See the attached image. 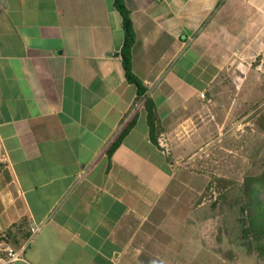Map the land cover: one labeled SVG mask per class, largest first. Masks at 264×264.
I'll use <instances>...</instances> for the list:
<instances>
[{
    "label": "crops",
    "instance_id": "crops-1",
    "mask_svg": "<svg viewBox=\"0 0 264 264\" xmlns=\"http://www.w3.org/2000/svg\"><path fill=\"white\" fill-rule=\"evenodd\" d=\"M124 1L160 135L193 138L173 156L152 140L114 0H0V239L21 252L14 264L165 261L173 240L157 251L155 232L187 236L174 199L188 176L176 164L210 114L222 59L250 57L263 38L264 0Z\"/></svg>",
    "mask_w": 264,
    "mask_h": 264
},
{
    "label": "rangeland",
    "instance_id": "rangeland-1",
    "mask_svg": "<svg viewBox=\"0 0 264 264\" xmlns=\"http://www.w3.org/2000/svg\"><path fill=\"white\" fill-rule=\"evenodd\" d=\"M250 55L222 59L226 66L206 99L210 114L200 118L196 142L180 149L176 168L188 179L174 205L188 211L187 236L155 232L156 250L172 239L167 248L176 258L140 264H264V233L256 237L258 227L250 226L251 216L264 224V36L254 37ZM189 134L169 141L171 151Z\"/></svg>",
    "mask_w": 264,
    "mask_h": 264
},
{
    "label": "trees",
    "instance_id": "trees-1",
    "mask_svg": "<svg viewBox=\"0 0 264 264\" xmlns=\"http://www.w3.org/2000/svg\"><path fill=\"white\" fill-rule=\"evenodd\" d=\"M115 7L118 10V12L122 16L123 21V28L125 33V39H124V45L121 50V58H122V64L123 68L125 70V75L129 83L135 85L138 89V102L144 103L146 106L147 112H148V123L150 126V135L152 140L158 145L159 142L158 139L160 137V132L158 130V127L156 126V123L158 121L156 110H155V104L154 102L148 97V88L144 84V82L135 74L133 69V56H132V50L134 45L137 41V34L134 29L133 21L130 15V10L126 6V3L124 0H114ZM136 117L129 122L119 133L113 144L110 146L108 150V155L110 158H112L115 151L119 148V146L122 144L125 137L131 132L133 127L136 123ZM259 217L251 216V228L253 230H256L254 227L257 226V235H263L264 231V224H260Z\"/></svg>",
    "mask_w": 264,
    "mask_h": 264
},
{
    "label": "built area",
    "instance_id": "built-area-1",
    "mask_svg": "<svg viewBox=\"0 0 264 264\" xmlns=\"http://www.w3.org/2000/svg\"><path fill=\"white\" fill-rule=\"evenodd\" d=\"M159 148L165 156H170L171 149L169 140L165 134L160 135ZM36 229H33L35 232ZM21 260V252L15 250L5 239H0V264H14L15 262Z\"/></svg>",
    "mask_w": 264,
    "mask_h": 264
}]
</instances>
